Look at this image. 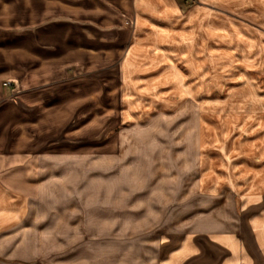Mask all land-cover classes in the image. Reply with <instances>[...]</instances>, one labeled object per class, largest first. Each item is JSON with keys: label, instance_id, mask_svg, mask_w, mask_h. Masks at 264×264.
Segmentation results:
<instances>
[{"label": "rangeland", "instance_id": "rangeland-1", "mask_svg": "<svg viewBox=\"0 0 264 264\" xmlns=\"http://www.w3.org/2000/svg\"><path fill=\"white\" fill-rule=\"evenodd\" d=\"M133 1L0 0V264H264V0Z\"/></svg>", "mask_w": 264, "mask_h": 264}, {"label": "crops", "instance_id": "crops-1", "mask_svg": "<svg viewBox=\"0 0 264 264\" xmlns=\"http://www.w3.org/2000/svg\"><path fill=\"white\" fill-rule=\"evenodd\" d=\"M165 4H168V6L166 7ZM164 6L166 8H170L171 7L175 12H180L178 0H163V2H162V0H134L133 1V8H134V10L137 11L138 13H140V12L141 13L146 12L147 15H145V17L150 22H156L157 19L163 18V17H154V16H152L151 15L152 14L151 10L152 9H156L155 10L156 12H160L161 10H163V7ZM175 12H173V13H175ZM169 13H171V12L169 11L168 14ZM226 22L227 21H218V22L215 21V23H214V22L211 21V22H204V23L199 24V26H198V32L200 34L201 33L204 34L200 38V40L201 41L204 40V36H205V37H208L210 40H212V42L214 41L216 43L222 42V43L229 44V45L235 44V46H239V47L242 46V45H247V49L249 50L250 43H251V40H252L251 36H248L245 33L240 32V30L236 26H234L233 23H228L227 24ZM159 44H160V42L158 44H156V46H158V48L160 50L162 48L164 49V46H162V45L159 46ZM137 46H138L137 44L132 43L127 48L128 50H127L126 53H128V52H131L132 53L133 51H134L133 53L137 52L136 51L137 48H138ZM156 46H154V47H156ZM203 47L204 46H201V48L199 49V50H201L200 52H202V48ZM240 48L237 47V48H234V49L236 51H239ZM78 50H81V51L84 50L82 43H80L78 45ZM184 50H185L184 52H186V49H184ZM216 50L214 48H211V47L209 49H207V52H209L211 54L210 58L215 57V56H212V54L218 52ZM243 50H244V47L241 49L240 55L239 56L237 55L235 58H233L231 52L225 50V52H223L225 54L224 55V59L225 60H228V59L229 60L230 59H237L238 60L240 58V56L242 57L241 59H243V58L245 59L246 57H244ZM145 51H146V53H148V55H147L148 56V59H149L148 61H150L151 60L150 55H155L156 49L154 50V53H152L153 50H145ZM158 58H160V57L159 56L156 57V59H158ZM213 59H217V57L216 58H213ZM29 75L31 76L32 73H30ZM24 76L25 77L26 76L29 77L28 76V73H25ZM29 123H31V122H29ZM18 135H19V139H18V149H22V148H24V147L27 146L26 145V141H27L26 138H27V136L26 135L20 136V134H18ZM2 138H3V136H2ZM2 138L0 139V141H4V139H2ZM3 147H4V145L1 142L0 149H2ZM0 156H2V155L0 154ZM166 258L167 257L165 256L164 259H163V261H166ZM163 261L161 259L160 264H176L177 263L174 260L173 261H170V262H168V261L167 262H163Z\"/></svg>", "mask_w": 264, "mask_h": 264}]
</instances>
